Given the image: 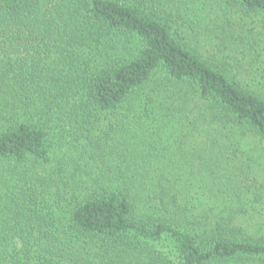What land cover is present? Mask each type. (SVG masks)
<instances>
[{"label": "trees", "instance_id": "trees-1", "mask_svg": "<svg viewBox=\"0 0 264 264\" xmlns=\"http://www.w3.org/2000/svg\"><path fill=\"white\" fill-rule=\"evenodd\" d=\"M238 8L264 0H0V161L57 177L0 206V264H264V95L191 41ZM177 124L209 167L172 164Z\"/></svg>", "mask_w": 264, "mask_h": 264}, {"label": "rangeland", "instance_id": "rangeland-1", "mask_svg": "<svg viewBox=\"0 0 264 264\" xmlns=\"http://www.w3.org/2000/svg\"><path fill=\"white\" fill-rule=\"evenodd\" d=\"M231 11L232 10L229 11L228 17H221L224 20L218 18L216 20L217 22L211 23L210 28L215 30L211 33L205 29L203 31L204 33L202 32L203 35H198L196 37L193 33L196 27L199 29V23H194L193 27L190 29L192 31L191 41L197 44L205 58H215L217 62L223 65L227 62L226 65L233 74H236L244 86L254 89L259 94L264 95V15L244 12L239 8L234 12ZM212 16L218 17L214 13ZM206 22L205 19L202 25H206ZM224 22V27L228 28L230 33H224L222 30L223 26L222 28L219 27L223 25ZM217 23L221 25H217ZM128 122L131 131L127 128L128 130L126 129L125 133L122 134L124 143L130 148L135 147L137 142L140 144L141 142L144 143L143 138H140L134 132L135 125H139L144 122V120H140L138 124L136 121L131 123L130 118ZM109 124V120L107 119L102 128L106 129ZM143 126H141L140 129H143ZM181 129L182 126L177 124L171 129L176 130L174 133L171 134V132H169L171 130H168V132L163 133L162 139L159 138L167 144L163 148L166 147L167 150L170 151L169 154H172L175 158L176 161L172 164L180 166V168H200L202 165V167H209V163H211L209 157H205L208 159L206 162L200 161L203 157H188L186 154L188 153L187 145L190 143L188 142L189 139H185L187 140L186 145L180 143L182 141L181 134H183ZM145 130L151 133L149 129L145 128ZM160 131L164 130L161 129ZM118 133L122 132L118 131ZM112 134L115 133L112 132ZM252 142L253 145L251 146L254 148L256 142ZM255 148L256 149L250 153L254 155V158L257 160V163H254L255 171L260 178H264V144H259ZM55 163L56 161L52 165H41L34 164L31 161L22 164L0 161V206L2 207L1 209H3V216L6 214L5 212L7 210L5 208L13 203L11 202V196L9 194H13L17 189L19 190L21 187L32 183L36 178H48L49 176L57 178L53 173ZM251 222L257 227L261 219L252 218ZM253 229L256 230L255 227H253ZM258 232L264 234V226ZM132 258L133 257H131V262Z\"/></svg>", "mask_w": 264, "mask_h": 264}]
</instances>
